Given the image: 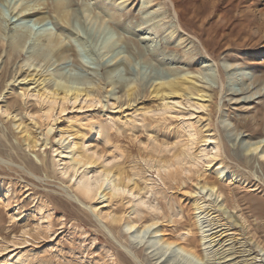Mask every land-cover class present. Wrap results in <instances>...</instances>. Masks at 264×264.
<instances>
[{"label": "rangeland", "instance_id": "374dc122", "mask_svg": "<svg viewBox=\"0 0 264 264\" xmlns=\"http://www.w3.org/2000/svg\"><path fill=\"white\" fill-rule=\"evenodd\" d=\"M58 71L77 97L53 94ZM183 76L211 101L151 92ZM258 113L264 0H0V264H264V127L243 126ZM210 180L246 196L256 240L215 235L218 205L242 217Z\"/></svg>", "mask_w": 264, "mask_h": 264}, {"label": "bare ground", "instance_id": "6f19581e", "mask_svg": "<svg viewBox=\"0 0 264 264\" xmlns=\"http://www.w3.org/2000/svg\"><path fill=\"white\" fill-rule=\"evenodd\" d=\"M17 21L18 20H16V19L14 20V22H16V23H14V25H13L12 35L19 37L24 33V31L20 27V23ZM56 76L58 78H60L61 81H63V83L56 84V87L53 90V94L54 95L62 94L63 98L67 97V95H70L72 97H77L80 89L73 88V86H72L74 83H76L78 81L77 76H74V75L71 76V75H68L67 73L61 72V71H58ZM151 92L154 93V95L157 96L160 100L169 99V98H172L175 96L183 97L185 95H194V96L198 97L200 100H205V101H211V98H212V95L209 94V92L207 90H205L204 88L200 87L197 84V81L193 76H191V77L183 76V77H176V78L174 77L173 79H170L167 82H162V83L155 85ZM128 96H131V95H128ZM259 115H260V113L254 115L252 118V121L245 122L243 124V126L246 127L247 130L251 131L252 133H258L261 129L263 130V127H264L263 118L260 117ZM257 148L258 147H255V149H257ZM258 155H259V158L264 160V147H261L259 149ZM235 179H237V176H233V174H232V175L228 176L225 180H228V184H231V183H233V181ZM98 181H99L98 176L90 174V172H85L81 175L80 179L77 181L78 183L76 185V190L80 193V195L82 197L87 198V199H91L95 193L94 191L98 185ZM120 184H122V183H120ZM109 185H110L111 194H112L113 188H115L117 185L115 183L113 184L112 182H109ZM200 187H203V188L209 187L208 190H210V191L211 190H214V192L218 191L217 194L223 196L222 202L224 203V205H226L225 207L228 206L234 210L237 209L236 212H238L240 214V217H242V222H240L239 219H237L236 217H234L232 215H229L225 211L224 208H221L222 205L221 206L218 205V207L215 211L221 215L222 214L226 215L223 218V220L225 219L226 222L224 221V223L222 225H227L228 227H227V229H224L223 232H221V230H223V229H219L218 231H215V235L217 237L220 236L222 233L226 232L227 230H235V231H240L241 233L244 232V234H245V232L247 234H250V239H252V238H254L255 240L257 239V236H256L257 235V227H255L253 222L249 220V217L247 215L243 214L244 209H246V208L249 209L251 207L250 203L248 204V206L241 203L246 198V196L237 197L235 192H232L231 190L223 188L215 180L205 181V182H203V184ZM104 196L107 197L109 195L104 194L103 197ZM256 201H258L260 208L257 210H254V214H255V216L261 217L262 220L264 221V199L260 198ZM212 202H214V201H212ZM138 203H141V202L138 201ZM194 204L197 206V209L202 208L201 203H199L198 201H195ZM217 204L215 206H217ZM237 225H239V227H242V228L239 229V227H237ZM244 225H246V226H244ZM219 232H221V233L217 234ZM213 234L210 233L209 235L212 236ZM204 236H206V235H204ZM221 239H222V237H221ZM195 242H196L195 238L189 240L185 245L175 243L174 241H171L168 238H165L162 240V243L167 246V249H169L171 247V245L175 244L178 246V249L180 250V252L192 254L196 258L201 259V257H199L201 254L199 251H197V247L195 245ZM262 242L264 245V238L262 240L257 241V246ZM262 246L260 249H262ZM262 250H264V248Z\"/></svg>", "mask_w": 264, "mask_h": 264}]
</instances>
